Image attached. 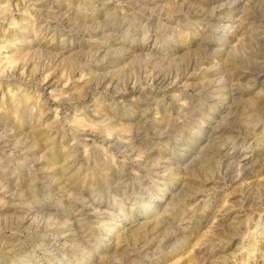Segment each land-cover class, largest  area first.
<instances>
[{
	"label": "rangeland",
	"instance_id": "374dc122",
	"mask_svg": "<svg viewBox=\"0 0 264 264\" xmlns=\"http://www.w3.org/2000/svg\"><path fill=\"white\" fill-rule=\"evenodd\" d=\"M0 264H264V0H0Z\"/></svg>",
	"mask_w": 264,
	"mask_h": 264
}]
</instances>
